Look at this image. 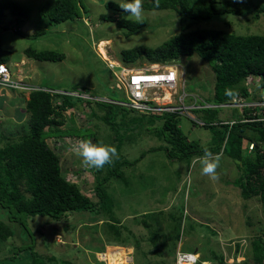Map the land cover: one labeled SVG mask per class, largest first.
I'll return each mask as SVG.
<instances>
[{
  "label": "rangeland",
  "instance_id": "rangeland-1",
  "mask_svg": "<svg viewBox=\"0 0 264 264\" xmlns=\"http://www.w3.org/2000/svg\"><path fill=\"white\" fill-rule=\"evenodd\" d=\"M14 1L27 9L28 17L20 27L23 34L9 27L0 32V51L9 57L7 63L13 77L21 78L33 86L40 85L56 91L71 86L77 89L83 87L87 89L85 92L87 96L90 94L110 96L114 100L121 96L110 90L112 75L108 65H117L122 49L139 44L156 46L174 34L197 27L222 28L237 34H264L262 9L264 0H211L216 8L233 7L240 12H224L211 20L190 19L188 25L186 21L181 20L188 18L186 14H179L172 9L143 7L145 25L137 33L128 36L124 35V29L118 27L115 22L100 18L104 13L108 15L113 12L117 18H128L127 13L121 9L113 11L105 7L107 1L114 3V0H81L86 11L81 10L80 16L73 20L59 23H51L42 17L40 8L48 0ZM148 1L142 0L143 3ZM6 22H9L8 17ZM26 47L34 50H58L64 53V57L58 61L34 59L25 55L23 51ZM173 63L184 72L185 92H195L206 99L210 98L214 73L206 61L193 54L181 56ZM0 89L11 92L6 95L4 90L0 91V146H2L8 139H15L28 133L29 114L24 100L29 93ZM89 110L88 105L79 104L75 108H65L62 112V127L90 126L96 129L97 122L100 124L97 131L104 139L106 137L104 133L107 131L111 134V130L103 122L90 116ZM217 110L218 115L223 118L233 114L229 110ZM201 111L202 109H198L200 114ZM177 121L188 139H198L203 145L213 140L209 127L193 123L183 115H179ZM127 134L130 138L124 139L121 152L128 160L138 157L139 160L132 166H124L123 170L129 177H126V183L113 180V184L107 185V192L112 197L113 206L110 213L121 224L120 238L127 237L125 239L127 245L118 246L125 247L126 253H132V264H176L172 262L177 249L195 251L198 258H207L205 264L208 261L215 264L207 251L208 247L223 255L224 264H231L234 261L253 264L250 240L252 236L258 234L264 241V211L256 194L250 192L249 197H242L241 187L233 182L234 178L242 175V171L236 167V161L225 153L217 152L216 154L221 157L217 169L219 179L212 181L201 174L200 165L195 162L201 155H195L184 164L175 160L170 161L162 149L152 151V147L169 145L166 139L159 140L153 132L144 128L129 129ZM82 139L94 143L92 137L71 135L49 136L45 141L60 156V173L63 178L68 182H74L83 194L96 199V194L91 188L92 169L85 168L74 151L77 142ZM102 143L105 142L102 140ZM142 150L147 151L140 157ZM155 170L158 172H153ZM139 173L143 174L141 178L138 177ZM152 174L156 177H152ZM156 182L158 188L154 187ZM162 209L180 212L181 223L178 228L180 238L176 241L175 247L172 241L164 239L163 246H160V241L157 240L156 244L162 247V254H159L155 252L153 242L147 237L151 230H155L154 224L158 229H162V232H159L162 234L161 239L163 229L174 232L173 226L170 229L166 226L171 222V220L165 222L167 214L164 213V218L154 224L147 218L148 224H151L150 228H145L140 222L135 223L134 219L145 211ZM7 212L0 207V219L13 229V234L6 240H0V264H30L31 249L45 258L46 256L48 259L52 258V263L70 261V264H99L95 255L96 247L117 245L109 243L111 241H108L102 232L104 225L102 220L108 219L107 216H110L108 213H100L101 217L96 211H75L67 213V216L63 217L65 220L59 221L37 216L27 219L25 225L19 221L20 219L8 220ZM190 224H193V229H190ZM128 228L132 230L129 236L126 235ZM212 230L215 234L211 233ZM31 235L34 237L31 238L34 247L17 251L21 248L19 246L32 243ZM106 237L109 240L116 239L113 234ZM205 240H208V247L202 244ZM236 244H239L238 250ZM134 256L138 257L137 261L134 260Z\"/></svg>",
  "mask_w": 264,
  "mask_h": 264
},
{
  "label": "trees",
  "instance_id": "trees-1",
  "mask_svg": "<svg viewBox=\"0 0 264 264\" xmlns=\"http://www.w3.org/2000/svg\"><path fill=\"white\" fill-rule=\"evenodd\" d=\"M105 7L113 11L120 9L117 3L111 1H107ZM143 7L145 9H172L179 14H186L188 18H181V20L186 21L187 25L190 19L211 20L224 12H240L233 7L216 8L215 5H212L211 0H149L143 3ZM262 9L264 10V6ZM81 10L86 11L81 0H48L40 8L42 17L51 23L73 20L80 16ZM113 14L106 15L104 13L100 18L115 22L118 27L124 29L125 36L137 33L145 25L144 20L137 23L129 18H117ZM6 17L9 18V22H6ZM27 17V9L19 3L14 0H0V32L9 27L17 33L23 34L20 27ZM23 52L27 57L38 60L58 61L64 57L63 52L54 49L34 50L31 47H26ZM193 54L206 61L214 73L212 95L208 98L209 101L229 100L231 97L225 95V89H232L235 94L242 96L251 94L253 98L258 97L261 93L250 92L244 84L249 76L258 78L259 84L264 90V34L260 33L237 34L222 28H191L170 36L156 46L139 44L122 49L120 61L129 64L164 63ZM8 60L7 54L0 51V63H7ZM75 88V86H71L63 90L72 91L77 89ZM81 89L84 92L87 91L86 88L82 87ZM110 90L114 93L118 92L115 88L110 87ZM99 97L103 98L96 94H90V97H81L47 90L29 92L25 99V108L29 114L28 133L19 135L15 139H8L0 146V207L8 211L6 214L8 220L20 219L19 221L27 225V219L37 216L59 221L65 220L63 217L67 216V213L75 211H96L101 217L100 213H108L110 215L107 216L108 219L102 220L104 237L111 241L109 243L127 245L125 243L127 237L120 238L119 226L121 224L110 213L113 205L112 197L107 192V185L113 184V180L126 183L129 177L128 173L123 170L124 166H132L136 160H139V157L128 160L121 152L124 139L130 138L127 130L134 128L150 130L159 140L166 139L169 145L152 147V151L162 149L170 161L175 160L183 164L190 161L195 155H202L205 148L216 154L222 147L223 153L236 161V167L242 171V175L233 180L235 185L241 187V196L247 198L250 196V192L256 194L264 211V126L261 123L238 121L230 126L228 123L222 122L224 118L218 115L217 109L202 110L200 118L204 121L203 126L211 129L213 138L209 144L203 145L198 139L187 138L178 125L176 114L138 112L130 107L116 105ZM121 98L119 97V99ZM59 99L60 101H58ZM77 104L88 105L89 115L103 122L111 130L112 137L106 131L104 133L106 137L103 139L97 131L100 126L97 122L95 123L96 129H92L90 126L73 127L68 125V127H62L63 110L67 107L75 108ZM243 110L245 112L247 108H243ZM229 112H233L228 117L229 119L238 118L236 109H231ZM70 127L73 129L71 130ZM66 135L92 137L94 143H100L103 140L105 142L103 144L114 146L117 149L118 158H114L111 164L99 171L92 169L93 185L91 188L96 194V199L83 194L74 182H68L63 178L60 173V156L45 141L49 136ZM250 142L253 143V147L247 153V145ZM146 151L142 150L140 157ZM142 175L139 173L138 177L141 178ZM151 176L156 177L153 174ZM154 187L158 188L157 182L154 183ZM167 210L145 211L139 215L140 219H138L139 216L134 219L135 223L140 222L145 228H150L151 224H148L147 218L154 224L157 220L164 218V213L167 214L168 218H164L165 222L168 220L171 222L166 226L169 229L173 226L174 232L171 233L167 229H163L161 239L162 234L160 235L159 232H162V229H158L154 224L155 230H151L147 237L150 242H153L155 252L159 254H162V247L156 244L157 240L160 241V246H163L165 239L172 241L173 247H175L176 241L180 238L178 228L181 223V214L178 210V213ZM246 221L249 223L248 216H246ZM189 226L190 229H193V224ZM131 231L128 228L126 235L129 236ZM211 233L215 234V231L212 230ZM12 234L13 229L0 219V240H6ZM111 234L116 239L109 240L106 237ZM31 238L34 237L30 236V241H32L30 245L23 244L17 251L26 249V247H34V241ZM207 243L208 240L202 242L203 245L206 244L205 247H208ZM235 246L238 250L239 244ZM103 249L104 247H96V251ZM250 249L253 264H262L264 241L258 234L252 236ZM115 250L120 252L125 249L118 247ZM111 251L109 249V252ZM207 251L211 254L213 263L224 264L221 253L211 247H208ZM6 258L11 259L10 257ZM137 258L134 256L135 261ZM174 258L175 254L173 262ZM29 260L30 264H70V261L52 263V258L48 259L47 256L45 258L32 249ZM206 260L207 258H201L194 264H205ZM231 264L246 263L245 261L240 263L234 261Z\"/></svg>",
  "mask_w": 264,
  "mask_h": 264
},
{
  "label": "built area",
  "instance_id": "built-area-1",
  "mask_svg": "<svg viewBox=\"0 0 264 264\" xmlns=\"http://www.w3.org/2000/svg\"><path fill=\"white\" fill-rule=\"evenodd\" d=\"M110 68L113 75L111 88H115L118 91L117 93L122 95V100L109 98H103V100L130 107L139 112H156L160 114L171 113L176 114L177 116L183 115L198 124L204 123L196 113L198 109H224V111L236 109L239 115L238 118H224L222 122L228 123L230 126L238 121L249 123L259 122L264 126V90L261 88L258 78L249 76L244 83L250 92L255 94L261 93L258 97L253 98L251 94L246 96L235 94L227 101L211 102L207 101L206 98L198 93L185 92L183 79H181L179 86L174 83L134 82L133 79H131V68L125 66H122L119 69L114 66H110ZM0 88L12 89L13 91L20 93L24 91L29 93L34 90L56 91L40 85L33 86L26 83V81L21 78L13 77L9 67L5 63H0ZM57 92H63L74 96L90 97V95L87 96L82 89L72 91L62 90ZM243 108H247V110L244 112ZM252 147L253 143L250 142L248 144V150L250 151ZM110 248H112L111 255L109 254ZM115 248L117 247H109L107 248V251L99 255V258L104 264H109L111 259L114 260L112 253L115 256V263L113 264H117L119 256L116 254L117 251ZM126 257V259H128L127 264H132L133 258L131 252L127 253ZM196 260V254L191 252L177 251L175 254L176 264H193Z\"/></svg>",
  "mask_w": 264,
  "mask_h": 264
},
{
  "label": "clouds",
  "instance_id": "clouds-1",
  "mask_svg": "<svg viewBox=\"0 0 264 264\" xmlns=\"http://www.w3.org/2000/svg\"><path fill=\"white\" fill-rule=\"evenodd\" d=\"M114 2L117 3L116 0H114ZM117 4L121 10L127 13V17L129 19L134 20L137 23L142 22L143 17H144V9H143L142 0H119ZM117 61H118L117 65L114 66L117 69H119L122 66L129 67L132 69L131 79H133L134 82H145V83L161 82V83H171V84L174 83V84H177V86H179L181 79H183L184 80L183 83L185 86L184 72H181V70H179L178 68L179 66L173 63V61H168L164 63H159V62L142 63L143 65L136 64V63H131V64L122 63L120 61V58H118ZM145 64L146 66H144ZM108 68L110 70V74L112 75V71L109 65H108ZM112 83H113V75L111 78L110 87ZM225 95L228 97H232L235 95V93L232 89H225ZM99 98L103 99V98H108V97H103V98L99 97ZM116 100H122V98L121 99L118 98ZM206 100L209 101L208 99ZM211 102H214V101H211ZM114 104L120 105L117 103H114ZM207 109H203V110H207ZM210 110H213V109H210ZM196 113L200 117V113L198 111H196ZM203 124H198V125H203ZM222 150L223 148L221 147L219 150L220 154L223 153ZM74 151L77 157L80 158L81 164L85 168L96 169L97 171L102 170L106 165L111 164L114 158H118V152H117L116 147L111 146V145H105L102 142L93 143L91 140H88V139H82L78 141L77 145L74 148ZM246 151L249 152L248 145H247ZM220 160H221V157L219 154H213L210 150L205 148L203 151V155L197 157L195 162L200 165L202 175L209 177V179L212 181H217L219 179L217 169L220 165ZM109 247H121L122 248V246L107 244L102 251H96V254H95L96 260L98 261L99 264L103 263V261L100 258H98L99 255L107 251L108 250L107 248ZM177 251H181V249H177L175 251V254ZM186 252L194 253L197 256V260L200 259L198 258V253H196L195 251H186ZM173 263H175V258H174ZM206 264H211V262L208 261L206 262Z\"/></svg>",
  "mask_w": 264,
  "mask_h": 264
},
{
  "label": "bare ground",
  "instance_id": "bare-ground-1",
  "mask_svg": "<svg viewBox=\"0 0 264 264\" xmlns=\"http://www.w3.org/2000/svg\"><path fill=\"white\" fill-rule=\"evenodd\" d=\"M101 44H102V42H101ZM109 254L111 255V252H109ZM118 256H119V260H118V262H117V264L118 263H122V264H127V262H128V259H126L127 257H126V251L124 250V251H120V252H117L116 253ZM112 255H113V258H114V260L113 259H111V261H110V264H113V263H115V256H114V254L112 253Z\"/></svg>",
  "mask_w": 264,
  "mask_h": 264
},
{
  "label": "crops",
  "instance_id": "crops-1",
  "mask_svg": "<svg viewBox=\"0 0 264 264\" xmlns=\"http://www.w3.org/2000/svg\"><path fill=\"white\" fill-rule=\"evenodd\" d=\"M8 61H9V60H8ZM5 64H7V66H9L8 63H5ZM1 90H4L6 95H8V94L11 93V92H8L6 89H0V91H1ZM19 94H20V93H19ZM24 102H25V100H24ZM226 184H228V183H226ZM227 202H229V201H227ZM122 248H124V247H122Z\"/></svg>",
  "mask_w": 264,
  "mask_h": 264
}]
</instances>
